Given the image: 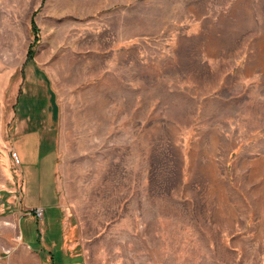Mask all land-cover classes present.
Returning a JSON list of instances; mask_svg holds the SVG:
<instances>
[{
	"label": "rangeland",
	"instance_id": "1",
	"mask_svg": "<svg viewBox=\"0 0 264 264\" xmlns=\"http://www.w3.org/2000/svg\"><path fill=\"white\" fill-rule=\"evenodd\" d=\"M13 150L53 151L23 172ZM10 255L264 264V0H0V264Z\"/></svg>",
	"mask_w": 264,
	"mask_h": 264
},
{
	"label": "crops",
	"instance_id": "2",
	"mask_svg": "<svg viewBox=\"0 0 264 264\" xmlns=\"http://www.w3.org/2000/svg\"><path fill=\"white\" fill-rule=\"evenodd\" d=\"M31 139H33L32 137H31ZM21 141V142H20ZM20 141L18 142V143H16L17 144V146L18 145H22V146H25V145H23V142L25 143L26 142V137L25 136H21L20 137ZM40 143L41 142H39V140H37V142H35V143H33L34 145H33V147H30V146H28L29 148H34V149H36V148H41V146L42 145H40ZM52 151L53 150H44V152H43V155H40L39 157L36 155V153H37V150H13V154H12V157H13V160H15L16 161V164H17V166H18V168H19V170H21V168L22 169H24L21 165H31V163H34V164H36L38 167H35L34 169L36 170V171H39L40 169L39 168H41V166L42 165H44L45 163H46V161H47V157L49 156L48 154L49 153H52ZM55 151V153H56V150H54ZM54 153V154H55ZM31 154H33V155H36V157L34 158V160H32L31 159ZM41 154V153H40ZM53 154V155H54ZM30 156V157H29ZM54 167H53V173L55 172V160H56V154L54 155ZM6 161H7V157L5 156V158H4ZM22 171V170H21ZM25 171V169L23 170V172ZM19 175H20V178H21V184H19V186H20V191H21V196H22V198H23V203H24V205H25V203L27 204L28 202V199L26 198V195H27V193L28 192H30V186H29V183H28V179L25 177L24 178V176L21 174V173H19ZM4 176V175H3ZM5 177V176H4ZM8 177V176H7ZM37 184V185H36ZM33 187H35V189L37 190V188L39 187V189H40V184H38V183H36ZM54 189V188H53ZM57 198V196H56V192H55V189H54V203H53V206L55 205V207H57V205L55 204L56 203V199ZM33 201H35L34 203L35 204H33V205H35V207L37 206V207H40V208H42V211L44 210L43 208L44 207H46L45 205H43L42 204V198H41V194H40V192L39 193H37V196L36 197H34L33 199H32ZM58 208V207H57ZM20 237H21V244H24V245H26L25 243H23V241H24V237H23V234H21L20 233ZM15 245L16 244H13V246L15 247ZM28 248H29V246L28 245H26ZM56 252V251H55ZM6 264H11V255L9 256V259L7 260V263ZM13 264H15V262H13Z\"/></svg>",
	"mask_w": 264,
	"mask_h": 264
},
{
	"label": "trees",
	"instance_id": "3",
	"mask_svg": "<svg viewBox=\"0 0 264 264\" xmlns=\"http://www.w3.org/2000/svg\"><path fill=\"white\" fill-rule=\"evenodd\" d=\"M30 26H31V31L33 33V35L35 36L34 39H33V43L30 45L29 49H28V52H27V55H26V58H25V63L29 62L32 60V57H33V53H34V50L32 49L33 45L37 43L38 41V38H37V28L34 24L33 21H31L30 23Z\"/></svg>",
	"mask_w": 264,
	"mask_h": 264
},
{
	"label": "built area",
	"instance_id": "4",
	"mask_svg": "<svg viewBox=\"0 0 264 264\" xmlns=\"http://www.w3.org/2000/svg\"><path fill=\"white\" fill-rule=\"evenodd\" d=\"M33 215L36 217V218H42V211L39 210V209H34L33 210Z\"/></svg>",
	"mask_w": 264,
	"mask_h": 264
}]
</instances>
